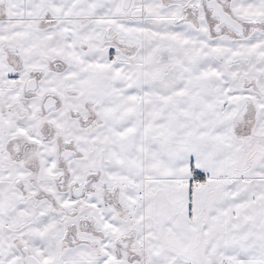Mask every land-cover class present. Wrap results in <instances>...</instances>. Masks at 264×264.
Wrapping results in <instances>:
<instances>
[{"label":"snow or ice","instance_id":"6c2138e0","mask_svg":"<svg viewBox=\"0 0 264 264\" xmlns=\"http://www.w3.org/2000/svg\"><path fill=\"white\" fill-rule=\"evenodd\" d=\"M0 264H264V0H0Z\"/></svg>","mask_w":264,"mask_h":264}]
</instances>
